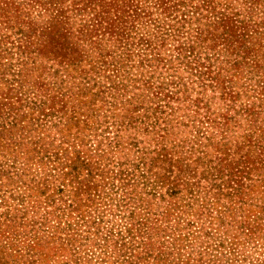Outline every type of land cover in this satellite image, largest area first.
Here are the masks:
<instances>
[{"label":"rangeland","instance_id":"rangeland-1","mask_svg":"<svg viewBox=\"0 0 264 264\" xmlns=\"http://www.w3.org/2000/svg\"><path fill=\"white\" fill-rule=\"evenodd\" d=\"M103 2L0 0V264H264V0Z\"/></svg>","mask_w":264,"mask_h":264},{"label":"trees","instance_id":"trees-1","mask_svg":"<svg viewBox=\"0 0 264 264\" xmlns=\"http://www.w3.org/2000/svg\"><path fill=\"white\" fill-rule=\"evenodd\" d=\"M89 3V2H88ZM100 3H101V5L100 6H102V7H104L105 5H104V2H103V0H100ZM90 4V3H89ZM16 6H18V4L16 3L15 5H12L11 6V8L10 9H14L15 11H17L16 10ZM18 9V8H17ZM97 13V12H96ZM1 15H4V20H6V21H4V24L7 26V24H8V22H10V19H9V14H7V11L6 10H3V11H1ZM59 16H61L60 14L58 15V16H56L55 17V19H57V17H59ZM95 17H96V21H98V22H101V15H100V13H97V14H95ZM61 21H56L55 20V23H54V25L51 27H49L46 31H43L42 32V35H41V37L42 38H44V37H50L53 33H56L57 32V25H61ZM224 23H226V21L225 20H223L222 21V28L223 29H225V30H229V28H225V25H224ZM25 37V39H27V36H24ZM47 40V39H46ZM46 43H44V46L46 47L47 45H45ZM48 46H49V44H48ZM202 74H204V73H202ZM209 77V76H208ZM212 80V79H211ZM204 84V83H203ZM205 86H210L209 84H207V85H205ZM128 219V222L126 223H124L125 225H122V227H120V229L121 230H119L118 232H117V236H116V240H122V241H124L125 239H127L128 238V241H130L131 242V240H134V236H135V234H138V233H140V230L141 229H143V228H139V226L140 225H142V223H139V225L137 226V227H135L136 226V224H134V223H132L131 222V220H133V218H134V213H130V215L127 217ZM137 223V222H136ZM205 235H206V237L208 238V239H211V238H213V236L214 235H212L210 232L208 233H205ZM111 239H114V238H111ZM213 241H214V239H213ZM218 241V240H217ZM205 244L206 245H204V248L205 249H207L208 251L210 250H212V245H214L215 247H219L220 245H222L220 242H215V243H212V245L211 244H209L207 241L205 242ZM122 245H124V244H122ZM234 250V249H233ZM208 251H206V252H208ZM220 254L222 255V252H220Z\"/></svg>","mask_w":264,"mask_h":264}]
</instances>
